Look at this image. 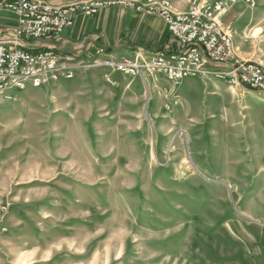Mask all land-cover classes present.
Here are the masks:
<instances>
[{
	"label": "rangeland",
	"instance_id": "374dc122",
	"mask_svg": "<svg viewBox=\"0 0 264 264\" xmlns=\"http://www.w3.org/2000/svg\"><path fill=\"white\" fill-rule=\"evenodd\" d=\"M128 1L110 7L161 18L199 0ZM251 1L223 26L264 67ZM77 68L0 102V264H264V91L210 68L190 88Z\"/></svg>",
	"mask_w": 264,
	"mask_h": 264
},
{
	"label": "built area",
	"instance_id": "2783aa9c",
	"mask_svg": "<svg viewBox=\"0 0 264 264\" xmlns=\"http://www.w3.org/2000/svg\"><path fill=\"white\" fill-rule=\"evenodd\" d=\"M237 0H199L189 11L172 13L158 10L170 35L179 45L174 52L145 49L134 57L121 60L105 56L104 49L89 63L73 64V57L53 47L25 48L22 39L33 41L60 35L74 24L79 14L93 16L110 6H129L128 0H72L55 4L52 0H0V9L13 12L18 27L11 38L0 40V102L12 101L16 91L28 84L40 88L49 82L75 77L77 67H105L130 77H163L171 83L200 75L208 63L217 67L214 73L234 87L264 91V67L237 56L233 40L224 29L223 18ZM253 5L254 1L248 0ZM106 80L114 84L111 75Z\"/></svg>",
	"mask_w": 264,
	"mask_h": 264
},
{
	"label": "crops",
	"instance_id": "0c3cea01",
	"mask_svg": "<svg viewBox=\"0 0 264 264\" xmlns=\"http://www.w3.org/2000/svg\"><path fill=\"white\" fill-rule=\"evenodd\" d=\"M69 1L72 0H52L55 4H63ZM17 27V16L11 11L0 9V40L11 38ZM22 41L25 48L53 47L59 53L69 54L73 57L74 65L91 62L97 57V51L99 49L105 50V55H101L100 59L109 56L117 60L134 57L142 49H145L150 54L160 50L174 52L179 49L178 43L170 35L163 19L145 13L138 14L131 10L117 9L116 7L100 10L93 17L79 14L75 18L74 25L66 28L60 35L47 37L38 41L24 37ZM95 68L105 74V77L107 74L111 75L113 81L116 78L128 77L120 73L112 72L105 67ZM208 68L214 70L224 69L225 67L218 68L216 64L209 62ZM77 70L78 68L76 72ZM131 78L137 79L138 77ZM148 79L153 83H160V80L169 82L163 77ZM62 80L66 79H61L60 81ZM198 83L201 82L198 77L194 76L186 85L189 84L188 88H190L192 84ZM180 84L174 83V85ZM30 85L28 84L27 86ZM22 90L18 91L21 92ZM149 99H151V95Z\"/></svg>",
	"mask_w": 264,
	"mask_h": 264
},
{
	"label": "bare ground",
	"instance_id": "6f19581e",
	"mask_svg": "<svg viewBox=\"0 0 264 264\" xmlns=\"http://www.w3.org/2000/svg\"><path fill=\"white\" fill-rule=\"evenodd\" d=\"M175 84H177V83H175Z\"/></svg>",
	"mask_w": 264,
	"mask_h": 264
}]
</instances>
